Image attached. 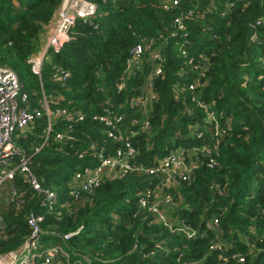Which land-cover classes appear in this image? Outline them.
Returning a JSON list of instances; mask_svg holds the SVG:
<instances>
[{
	"label": "trees",
	"instance_id": "16d2710c",
	"mask_svg": "<svg viewBox=\"0 0 264 264\" xmlns=\"http://www.w3.org/2000/svg\"><path fill=\"white\" fill-rule=\"evenodd\" d=\"M91 1L95 17L76 21L69 41L50 50L40 79L28 60L63 0H0V66L19 75L31 111L44 114L46 97L50 110L71 115L57 117L54 133L72 126L74 138L42 148L45 117L17 138L26 154L42 148L31 167L60 203L42 205L20 176L6 181L0 256L22 249L28 218L40 214V252L62 248L61 264H264V0ZM138 45L143 66L131 77ZM119 151L147 171L106 169L97 186L71 195L77 172ZM181 152L189 177L179 186L149 173ZM12 190L23 193L21 208Z\"/></svg>",
	"mask_w": 264,
	"mask_h": 264
},
{
	"label": "built area",
	"instance_id": "2783aa9c",
	"mask_svg": "<svg viewBox=\"0 0 264 264\" xmlns=\"http://www.w3.org/2000/svg\"><path fill=\"white\" fill-rule=\"evenodd\" d=\"M97 12L98 8L91 0H63L54 27L56 29L54 30L53 28L50 38L46 46H44V49L46 47L45 51L38 52L28 60V65L31 67L32 72L42 79L44 63L50 50L60 49L69 41V32L76 21L91 20L95 17ZM157 52L159 51H154L153 57L156 65L153 74L154 77L160 76L163 68V59L159 54H156ZM142 66L143 49L138 45L130 52L127 60V73H129L131 77H136L137 70H140ZM150 99H155V96H151ZM29 102V96L24 93L19 75L11 69L0 66V186L6 181L13 180L17 176H20L23 184L30 185V189L33 193L44 196L42 205H57L60 203L58 192L53 189L45 188L31 165L34 156L37 155L52 138L60 142L74 140L72 136V126H69V129L64 133H54L57 117L66 115L67 119L70 120L71 115H68L65 111L55 112L50 110L49 102L46 97L43 102L44 114L40 111H31V109H29ZM140 104L144 106V102H140L136 105ZM108 115L110 120L106 121L107 125H111V127L115 128L117 124L112 120V112H108ZM44 117L48 122L45 142L42 148H36L33 154H26L25 151L18 146L17 138H21L38 120ZM123 120V117H118L116 122L121 124ZM109 137L114 138L115 135L110 133ZM128 155H135V152L130 150ZM95 157L97 156L95 155ZM183 160L184 152L177 155L172 154L161 162L159 170H151L149 173L157 177L160 172L165 185L179 186L180 182L186 181L189 177L186 168L183 166ZM96 162L97 164L95 166L86 167L84 170L75 174L76 184L71 190L72 196H77L78 192L89 191L91 188L97 186L100 174L106 169L111 176L116 174L125 175L128 172L145 173V171H147V169L139 164L133 166L129 162L127 154H123L121 151L117 153L116 158H107L100 155ZM82 178L88 179L86 182L80 183L79 186H77ZM11 195L12 201L16 207L21 208V206L25 204L23 193H20L18 190H12ZM142 207L145 208L146 203H143ZM44 222V216L32 214L28 218V225L32 228L31 238L26 241L20 252L11 253L9 258H2L0 256V264H32V262L36 264L37 257L43 260V264H61L56 262L55 259L59 258L60 254H62V256H67L63 253L62 248L52 247L43 252L38 250L40 241L45 234L42 230ZM76 234H78V231L66 235L64 239L69 240ZM212 250L215 251L214 249Z\"/></svg>",
	"mask_w": 264,
	"mask_h": 264
},
{
	"label": "rangeland",
	"instance_id": "374dc122",
	"mask_svg": "<svg viewBox=\"0 0 264 264\" xmlns=\"http://www.w3.org/2000/svg\"><path fill=\"white\" fill-rule=\"evenodd\" d=\"M56 28H54L55 30ZM46 49V47H45ZM44 48L40 49L38 52H41V51H45ZM51 61H53V55L52 54H49L47 59L45 60V63H44V68H43V76L45 79L48 78V74L50 72V69H51ZM10 182H7L5 183V185H3L1 188H0V192H2L4 189H5V186L9 185ZM42 249V244L40 242L39 246H38V250ZM33 264V262H32Z\"/></svg>",
	"mask_w": 264,
	"mask_h": 264
},
{
	"label": "crops",
	"instance_id": "0c3cea01",
	"mask_svg": "<svg viewBox=\"0 0 264 264\" xmlns=\"http://www.w3.org/2000/svg\"><path fill=\"white\" fill-rule=\"evenodd\" d=\"M56 21H57V17H56L55 22H54V27H55V25H56ZM54 27H53V28H54ZM53 28L50 29V30L45 34L41 49L44 48V46H46V44H47V42H48V40H49V38H50V35H51V32H52ZM20 251H21V249L18 250V251H16V252H20ZM14 253H15V252H14Z\"/></svg>",
	"mask_w": 264,
	"mask_h": 264
}]
</instances>
